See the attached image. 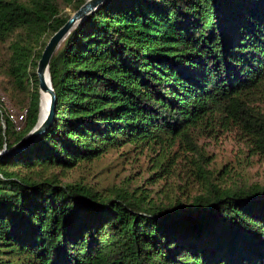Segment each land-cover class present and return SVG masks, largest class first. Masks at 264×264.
Masks as SVG:
<instances>
[{"label":"trees","instance_id":"1","mask_svg":"<svg viewBox=\"0 0 264 264\" xmlns=\"http://www.w3.org/2000/svg\"><path fill=\"white\" fill-rule=\"evenodd\" d=\"M85 2L0 0L4 74L27 109L21 132L0 123V151L36 125L37 63ZM48 73L49 130L0 161V264H264V186H220L198 144L236 132L264 159V0H106ZM167 143L168 173L174 146L195 157L200 194L157 203L50 171Z\"/></svg>","mask_w":264,"mask_h":264},{"label":"rangeland","instance_id":"2","mask_svg":"<svg viewBox=\"0 0 264 264\" xmlns=\"http://www.w3.org/2000/svg\"><path fill=\"white\" fill-rule=\"evenodd\" d=\"M65 12L71 14L69 9ZM5 61L6 44L0 45V95L5 97L13 109H24V102L17 105L11 96L14 91L4 74ZM198 144L208 158L207 167L220 186L225 187L238 180L248 185L264 186V159L250 152L240 134L229 132L217 139L205 138ZM124 151H110L77 169L50 171L58 174L63 183L83 180L102 188L134 190L137 196L143 194L157 203H168L170 197L185 201L202 191L201 181L195 176L194 167L189 162L195 159L190 152L185 153L183 149L174 146L171 152L178 151V157L172 171L168 173V143L162 147L144 146ZM221 168L223 171L218 173Z\"/></svg>","mask_w":264,"mask_h":264},{"label":"water","instance_id":"3","mask_svg":"<svg viewBox=\"0 0 264 264\" xmlns=\"http://www.w3.org/2000/svg\"><path fill=\"white\" fill-rule=\"evenodd\" d=\"M106 0H86V2L79 7L67 20V22L56 32L47 42L42 54L41 58L37 63L36 76L38 80V90H39V107H40V94L46 93L48 94V109L45 115L44 120L39 123L37 120L36 125L15 145H13L10 149H3L0 151V161L11 158L16 154L22 152L23 150L32 146L43 134H45L55 117V110L57 99L56 95L51 87L50 77L48 73V67L51 62L52 57L59 49L62 42L66 39V37L70 34V32L79 25L82 21H84L89 15L98 10V8L105 2ZM46 74L49 78V85L46 84ZM39 119V114H38Z\"/></svg>","mask_w":264,"mask_h":264},{"label":"built area","instance_id":"4","mask_svg":"<svg viewBox=\"0 0 264 264\" xmlns=\"http://www.w3.org/2000/svg\"><path fill=\"white\" fill-rule=\"evenodd\" d=\"M27 109L16 110L10 107L2 95H0V123L5 128V119L12 124L16 132H21L26 121Z\"/></svg>","mask_w":264,"mask_h":264},{"label":"bare ground","instance_id":"5","mask_svg":"<svg viewBox=\"0 0 264 264\" xmlns=\"http://www.w3.org/2000/svg\"><path fill=\"white\" fill-rule=\"evenodd\" d=\"M46 84L49 85V78L48 75L46 74ZM48 109V94L46 93H41L40 94V107H39V123H41L46 115Z\"/></svg>","mask_w":264,"mask_h":264}]
</instances>
